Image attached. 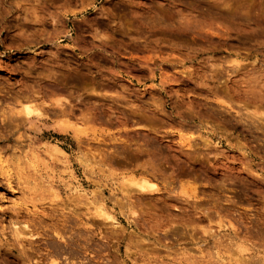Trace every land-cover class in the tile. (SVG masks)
<instances>
[{
  "label": "rangeland",
  "instance_id": "rangeland-1",
  "mask_svg": "<svg viewBox=\"0 0 264 264\" xmlns=\"http://www.w3.org/2000/svg\"><path fill=\"white\" fill-rule=\"evenodd\" d=\"M90 3L107 7L96 0H30V9L21 10L5 0L0 8V264H264L260 117L237 126L209 121L231 139L221 142L224 156L209 165L215 175L205 185L189 182L171 196L139 191L130 183L140 178L143 163L132 159L141 155L133 142L147 131V121L128 103L142 108L157 95L165 98L156 87L162 82L165 93L176 91L191 106L207 93L180 87L186 78L179 66L162 60L178 52L161 50L153 59L151 51L126 41L117 51L92 49V30L103 26ZM29 12L31 20L17 19ZM66 90L82 94L69 101L71 108L64 103ZM17 94L30 96L41 111L24 124L10 120ZM191 135L176 132L174 142H163L171 144L165 154L187 145ZM123 187L139 191L142 215H132L135 206L131 219L120 214L116 197L123 193L114 190ZM209 208L214 210L202 214Z\"/></svg>",
  "mask_w": 264,
  "mask_h": 264
},
{
  "label": "clouds",
  "instance_id": "clouds-1",
  "mask_svg": "<svg viewBox=\"0 0 264 264\" xmlns=\"http://www.w3.org/2000/svg\"><path fill=\"white\" fill-rule=\"evenodd\" d=\"M96 2L107 7L95 9L94 4H89L97 11L103 26L102 29L94 27L92 30L89 42L92 49L103 51L112 48L117 51L115 46L124 47L126 41L127 44L151 51L153 59L161 50L178 52L175 58L162 55V60L174 67L179 66L180 77L186 78L180 87L186 89L192 86L194 91L207 93L200 98V103L191 106L184 95L176 91L165 93L162 82L156 87L165 98L157 95L144 101L142 108L128 103L127 107L147 121V131L133 142V150L141 154L134 156L133 161L143 160L137 166L141 169V181L151 183L154 192L170 196L177 195L178 189L189 182L198 186L205 185L208 176L215 175L209 165H214L215 159L224 156L221 142L225 141V137L231 139L230 133L221 135L219 123L209 121L217 117L226 120L229 126L246 125L250 121L255 123L253 114H257L260 125L264 126V0ZM4 3L5 0H0V8H3ZM7 3L13 9L25 10L31 7L30 0H7ZM31 18L30 12L17 17L24 20ZM256 34L259 39L255 38ZM63 35L70 37L68 32ZM175 75L174 71L173 78ZM51 79L56 80V77L52 76ZM59 83L57 81L52 86L57 87ZM80 95L74 96L71 91H67L64 103L71 108L69 101L79 100ZM209 100L215 101V105L209 103ZM180 130L193 133L188 144L165 154L164 147L171 148V144L165 146L163 142H174L175 133ZM209 136H217L219 140L210 139ZM228 146L236 147L232 144ZM175 151L180 152L183 158L176 156ZM181 177L189 179L182 180ZM208 183L215 187L210 181ZM220 187L223 189L227 185L220 183ZM114 191L123 193V196L116 197L122 204L121 215L131 219L129 212L134 206L135 212L132 215L143 214L144 209L137 204L139 191L127 187ZM133 196L136 200H133ZM189 199L184 202L188 203ZM192 207L197 214L201 213L195 204ZM213 210L209 208L202 214L207 215ZM181 211L187 210L182 208ZM20 223L27 227L22 221ZM6 230L11 231L10 228ZM160 231L167 233L169 228Z\"/></svg>",
  "mask_w": 264,
  "mask_h": 264
},
{
  "label": "bare ground",
  "instance_id": "bare-ground-1",
  "mask_svg": "<svg viewBox=\"0 0 264 264\" xmlns=\"http://www.w3.org/2000/svg\"><path fill=\"white\" fill-rule=\"evenodd\" d=\"M23 94V93H22ZM19 95V94H17ZM21 95V94H20ZM15 96V100L12 102V106L8 107L9 112L11 111V114L13 115V117L15 118H10V120L12 119H21V123H25L26 121H30L32 118H34L36 115L40 114L41 111L40 109L37 107V105H35V103H33V99L30 100V96L29 97H25V96ZM24 95V94H23ZM27 95V94H26ZM14 97V96H13ZM33 98V97H32ZM11 99V98H10ZM35 100V98H34ZM58 101V100H57ZM35 102V101H34ZM59 102V103H58ZM57 103L60 105V101H58ZM63 105V104H62ZM43 109V108H42ZM43 111V110H42ZM64 112V111H63ZM62 113V112H61ZM4 116L5 118V111H2V113H0V116ZM4 121V120H3ZM20 122V121H19ZM20 123H16V126H20ZM58 151H60L59 149H57ZM130 183L131 185L135 186L136 188H138L139 191H153L152 190V185L151 183L147 182V181H141V179H137V178H132L130 179ZM99 211L102 215L106 216L107 219L112 220L115 223V219L112 215H110L109 213H107L105 210H103L101 207L99 208ZM100 214V215H101ZM111 221V222H112ZM15 230V229H14ZM20 230V229H19ZM23 232V230H22ZM21 232V233H22ZM56 264V263H55Z\"/></svg>",
  "mask_w": 264,
  "mask_h": 264
}]
</instances>
